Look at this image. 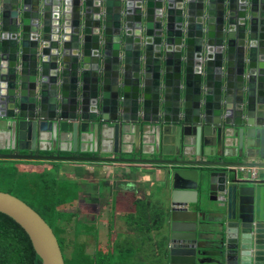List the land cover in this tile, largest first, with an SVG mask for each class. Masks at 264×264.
<instances>
[{
    "label": "water",
    "instance_id": "1",
    "mask_svg": "<svg viewBox=\"0 0 264 264\" xmlns=\"http://www.w3.org/2000/svg\"><path fill=\"white\" fill-rule=\"evenodd\" d=\"M0 160L169 168L166 263L264 264V0H0Z\"/></svg>",
    "mask_w": 264,
    "mask_h": 264
},
{
    "label": "crops",
    "instance_id": "2",
    "mask_svg": "<svg viewBox=\"0 0 264 264\" xmlns=\"http://www.w3.org/2000/svg\"><path fill=\"white\" fill-rule=\"evenodd\" d=\"M87 142L89 147L91 139ZM88 154H90L88 151L83 153V155ZM234 159V157L227 158L229 161ZM17 163L20 172L34 176L46 172H58L56 177L60 189L67 191L68 196L59 209L76 216L72 221L65 217L64 224L60 228H71V238H75L81 244L88 256L122 252L127 249L142 256L149 250L155 249L162 243L161 239L164 241V229L157 232L147 226H135L133 221L137 220L139 215L143 217L149 214L147 210L150 213L156 211L155 209L166 210L167 200L171 198L173 191L188 190L185 187H176L175 183L169 180L171 179L169 168L163 167L47 161H17ZM11 166L13 167L10 165L9 168H12ZM255 172L258 178H264L263 170H255ZM202 230L208 233L209 228L203 227ZM202 239L207 241L205 248L208 249L211 241L216 238L203 234ZM164 243L166 246V239ZM200 261L203 264L211 262L207 259Z\"/></svg>",
    "mask_w": 264,
    "mask_h": 264
},
{
    "label": "trees",
    "instance_id": "3",
    "mask_svg": "<svg viewBox=\"0 0 264 264\" xmlns=\"http://www.w3.org/2000/svg\"><path fill=\"white\" fill-rule=\"evenodd\" d=\"M7 162L11 161L0 160V163L3 164ZM1 167L6 169L4 173H0V184L5 186L3 191L24 200L50 225L57 238L65 264L69 262L67 259L68 249H71L70 256L73 264H141L145 262L167 264L165 238L164 241L161 239L162 243L158 247L156 246L155 249L149 250L142 256L134 254L130 249L88 256L78 241L68 240L59 233L65 217L72 221L74 216L59 209V206L65 201V197L68 196L67 191L60 189L56 175L52 172L35 176L25 173L27 179H24L22 176L12 173L13 169L8 168L7 165ZM155 210L153 213L147 210L146 212L149 214H145L143 217L139 215L138 219L133 221L134 225L147 226L157 232L162 231L168 224V215L165 210ZM0 264H41L26 230L12 217L2 212H0Z\"/></svg>",
    "mask_w": 264,
    "mask_h": 264
},
{
    "label": "rangeland",
    "instance_id": "4",
    "mask_svg": "<svg viewBox=\"0 0 264 264\" xmlns=\"http://www.w3.org/2000/svg\"><path fill=\"white\" fill-rule=\"evenodd\" d=\"M17 164H18L17 161H11V162H7L4 164L0 163V173H4L6 171V169L1 167L2 165H4V166L7 165L8 168L10 167V165H13V167L11 166L12 168H10V169H13L12 173H16L18 176H22L24 179H27L25 177V172H20L18 167L16 166ZM54 174H56V176H57L58 172L55 171ZM3 190H5V186L0 184V191H3ZM59 233H61V235H63V237L67 238L68 240L70 239L71 241H74V242L76 241L75 238H71L72 237L71 228L61 229V230H59ZM70 254H71V249H68V251H67V259L69 260L68 264H73ZM137 264H139V263H137ZM141 264H147V263H141Z\"/></svg>",
    "mask_w": 264,
    "mask_h": 264
},
{
    "label": "built area",
    "instance_id": "5",
    "mask_svg": "<svg viewBox=\"0 0 264 264\" xmlns=\"http://www.w3.org/2000/svg\"><path fill=\"white\" fill-rule=\"evenodd\" d=\"M242 171H243V173H245V175H247V176H249V177H251L253 179L257 178V173L255 172V170H253L252 172L248 171V170H242Z\"/></svg>",
    "mask_w": 264,
    "mask_h": 264
}]
</instances>
